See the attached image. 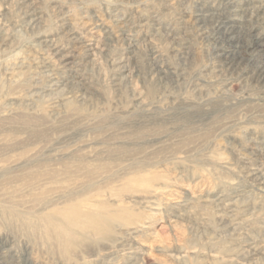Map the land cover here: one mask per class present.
<instances>
[{"label": "rangeland", "instance_id": "1", "mask_svg": "<svg viewBox=\"0 0 264 264\" xmlns=\"http://www.w3.org/2000/svg\"><path fill=\"white\" fill-rule=\"evenodd\" d=\"M0 255L264 264V0H0Z\"/></svg>", "mask_w": 264, "mask_h": 264}, {"label": "bare ground", "instance_id": "2", "mask_svg": "<svg viewBox=\"0 0 264 264\" xmlns=\"http://www.w3.org/2000/svg\"><path fill=\"white\" fill-rule=\"evenodd\" d=\"M228 30H227V35H228ZM233 36H229L231 38H228V39L231 40V41H234V37ZM238 58H239V56H237V54H236L234 58H230L229 64L231 66H233L235 64L239 66L240 62H237ZM243 60H245V59H243ZM261 71L263 73V70L257 71L260 80H261V75H262ZM53 221H54V225H57L58 235L63 236L64 238H66V240L69 243H71V241L73 240L72 237L74 235H76L75 233L78 232L77 229L82 231V233H81L82 235H80V236L83 237V238H86L87 235L90 233V231H92L93 234H95V235H100V234H103L104 232H107L109 227H110L109 223H108L109 222V218H108L107 215H104L103 213H101L100 211H97V210L96 211H93V210H88V211L80 210L79 206L75 205V204L71 205L63 213H58L54 217ZM2 262H3V258H2V255H0V264Z\"/></svg>", "mask_w": 264, "mask_h": 264}]
</instances>
